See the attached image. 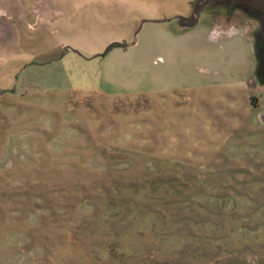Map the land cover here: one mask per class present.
<instances>
[{"label":"rangeland","instance_id":"rangeland-1","mask_svg":"<svg viewBox=\"0 0 264 264\" xmlns=\"http://www.w3.org/2000/svg\"><path fill=\"white\" fill-rule=\"evenodd\" d=\"M121 1L0 0V264H264L257 23Z\"/></svg>","mask_w":264,"mask_h":264},{"label":"flooded vegetation","instance_id":"flooded-vegetation-1","mask_svg":"<svg viewBox=\"0 0 264 264\" xmlns=\"http://www.w3.org/2000/svg\"><path fill=\"white\" fill-rule=\"evenodd\" d=\"M196 15L195 24L200 21L210 24L222 22L228 27H235L241 22L240 16L256 22L257 26L250 31L258 60L254 66V76L264 79V0H195L185 17L193 19Z\"/></svg>","mask_w":264,"mask_h":264},{"label":"crops","instance_id":"crops-1","mask_svg":"<svg viewBox=\"0 0 264 264\" xmlns=\"http://www.w3.org/2000/svg\"><path fill=\"white\" fill-rule=\"evenodd\" d=\"M13 5V9L23 10L30 4V0H7ZM32 1V0H31ZM130 1V0H128ZM113 0H43L45 7L49 11H55L57 16L56 20H59V11L64 12L66 16L72 17L73 22L76 20L77 11H91V10H106L109 9L106 4H110ZM114 2H122L121 0H114ZM125 6H130L129 3L123 1ZM118 4V3H117ZM105 5V6H102ZM97 6V7H96ZM72 22V23H73ZM260 88L264 87V82H260ZM253 110L256 111V116H261L258 120L261 124H264V103L261 95L257 97L256 103L253 105ZM256 132V128H254ZM255 136V135H253Z\"/></svg>","mask_w":264,"mask_h":264},{"label":"water","instance_id":"water-1","mask_svg":"<svg viewBox=\"0 0 264 264\" xmlns=\"http://www.w3.org/2000/svg\"><path fill=\"white\" fill-rule=\"evenodd\" d=\"M176 18L178 19L179 24L185 23V25H187V26H191V25L195 24L197 21V15L193 19H188L185 16H176Z\"/></svg>","mask_w":264,"mask_h":264},{"label":"trees","instance_id":"trees-1","mask_svg":"<svg viewBox=\"0 0 264 264\" xmlns=\"http://www.w3.org/2000/svg\"><path fill=\"white\" fill-rule=\"evenodd\" d=\"M119 45V43H117V42H111V43H109L107 46H106V48H105V50H107L108 48H110V47H112V46H118ZM104 50V51H105ZM104 51H103V53H104Z\"/></svg>","mask_w":264,"mask_h":264}]
</instances>
